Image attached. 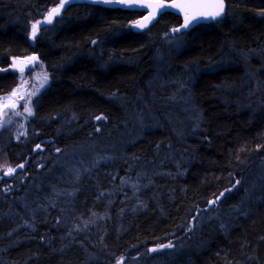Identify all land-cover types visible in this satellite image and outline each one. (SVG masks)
Returning <instances> with one entry per match:
<instances>
[{"label": "trees", "instance_id": "obj_1", "mask_svg": "<svg viewBox=\"0 0 264 264\" xmlns=\"http://www.w3.org/2000/svg\"><path fill=\"white\" fill-rule=\"evenodd\" d=\"M225 1L176 39L91 3L33 39L57 0H0V96L14 59L51 80L7 151L0 264H264V0Z\"/></svg>", "mask_w": 264, "mask_h": 264}, {"label": "rangeland", "instance_id": "obj_2", "mask_svg": "<svg viewBox=\"0 0 264 264\" xmlns=\"http://www.w3.org/2000/svg\"><path fill=\"white\" fill-rule=\"evenodd\" d=\"M47 16L48 15H46L39 24L46 22ZM132 27L136 29V24H133ZM37 34L38 32L36 31V36ZM178 34L177 31H172L169 36L175 38ZM172 43H174L176 47L180 45V41L178 40ZM29 57L32 56L12 60L11 69L18 74V85L14 89L16 95H12L13 90L9 94L0 96V178L11 177L17 171L24 170L25 164H23V168L19 166L13 167L15 172L12 175H4L3 169L11 168L8 164L7 151L13 141L18 140L26 133V124L28 120L34 116L39 106L41 96L46 92L51 83L44 64L41 62L34 63L32 60L28 59ZM45 75L47 76L46 81L44 80ZM33 92L35 94L29 97V93ZM25 103H28V107L32 111V115L30 116L27 112H24L23 106ZM16 112H20L22 115L17 116L15 115ZM82 154L84 155V159L81 160L83 166L90 162L86 154L90 155L91 153L90 151H83ZM68 161L70 165H74L76 160L72 158L68 159ZM123 260L120 259L118 264H120V262L123 264Z\"/></svg>", "mask_w": 264, "mask_h": 264}, {"label": "water", "instance_id": "obj_3", "mask_svg": "<svg viewBox=\"0 0 264 264\" xmlns=\"http://www.w3.org/2000/svg\"><path fill=\"white\" fill-rule=\"evenodd\" d=\"M126 0H110V2H101V0H68L67 3H65L64 7L60 9V14L57 16H54L52 18V23L55 21L57 17H59L63 11L72 3H91L96 5H101L104 7L109 8H119V9H125V10H133V11H140L144 14V16L136 23L137 29H144L152 25L155 21H157L161 16H163L166 13H172L182 18V24L179 27L180 31L177 32H183L188 31L196 27L200 24H208L215 21H219L223 19L226 16L227 13V4L226 1L223 0L224 8L223 11L220 13L219 16L216 17V19H211L210 17L207 19H204L201 14H208V13H214L217 11V0H163V2L166 5H170L173 3L180 4L184 6L185 11H187L190 15L196 14L198 16V21H194L192 24H190L187 28L182 27L185 22V11H181L179 8H167V9H161L157 10L156 7V0H132L133 5L136 4H144L147 5L145 7H126L124 6ZM145 17H148V19H145ZM52 23L43 22L38 25L37 31H39L41 28H44L48 25H51ZM137 25H142L138 27ZM37 58V57H36ZM38 58L36 60H32V62L36 63L38 62Z\"/></svg>", "mask_w": 264, "mask_h": 264}, {"label": "snow or ice", "instance_id": "obj_4", "mask_svg": "<svg viewBox=\"0 0 264 264\" xmlns=\"http://www.w3.org/2000/svg\"><path fill=\"white\" fill-rule=\"evenodd\" d=\"M58 2V7H54L52 8L49 12H48V16H47V23H52V18L54 16H57L60 14V9H62L65 5V3L68 2V0H57ZM101 2H110V0H101ZM124 6L126 7H133V6H137V7H145L147 5H144V4H136V5H133L132 3V0H126ZM156 7H157V10H161V9H167L169 7L171 8H179L181 11H185V8L184 6L180 5V4H176V3H173V4H170V5H166L163 0H156ZM216 7H217V11H215L214 13H208V14H201V16L204 18V19H207V18H211V19H216L217 16L220 15V13L223 11V8H224V3H223V0H217V4H216ZM145 19H148V17H145ZM194 21H198V16L196 14H189L187 11H185V22L183 24L182 27L184 28H187L190 24H192ZM38 24L39 22L37 23H34L32 25V37L33 39L35 38L36 36V31H37V27H38ZM138 27L142 26V25H137ZM174 31H180L179 28L177 29H174ZM29 60H36L37 58L36 57H29L28 58ZM44 80L46 81L47 80V76L45 75L44 76ZM35 93H29V97L31 95H34ZM12 95H16V92L15 90L13 91ZM29 103H30V100H29ZM24 108V112H27L28 115H32V111L31 109L28 107V103H25V105L23 106ZM15 115L19 116V115H22V113L20 112H16ZM99 119V118H98ZM37 147L39 148V145H37ZM20 168H23L24 165L21 164L19 165ZM4 171V175H12L14 172H15V169L14 168H6V169H3ZM238 183V182H237ZM173 247L171 244H168V245H162L161 246V249L162 248H171ZM160 249H152V251H159ZM120 264H122V262H120Z\"/></svg>", "mask_w": 264, "mask_h": 264}]
</instances>
